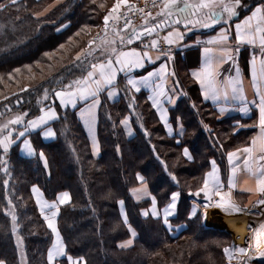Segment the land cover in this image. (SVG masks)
<instances>
[{
    "label": "trees",
    "instance_id": "trees-1",
    "mask_svg": "<svg viewBox=\"0 0 264 264\" xmlns=\"http://www.w3.org/2000/svg\"><path fill=\"white\" fill-rule=\"evenodd\" d=\"M263 2L244 0L240 16ZM115 3L116 0H16L12 4L11 0H0V5H7L0 11V125L23 113H28L27 122L38 117L41 108L55 106L59 112V118L52 123L54 140H43L40 132L26 137L33 143L35 157L21 155L20 137L15 138L7 154L0 148V261L48 264L53 234L33 195L35 185L49 201H57L59 193L70 194L71 201L60 207L58 226L67 254L83 257L87 264H227L223 249L234 243L232 234L206 226L200 210L191 217L192 200L201 197L190 193L203 185L211 161L218 162L226 173L223 152L227 146L221 135H230V148L240 147L249 143L252 131L236 133L234 120H220L217 110L203 103L197 86L181 72L182 85L190 97L179 102L172 116L181 117L186 128L184 137L179 141L169 137L146 96L124 89L119 102L103 100L99 123L102 155L95 159L76 110H63L55 102L53 90L86 74L84 69L91 61L75 59L85 45L68 51L60 50L61 45L66 46L77 34H87L91 40L104 26V17ZM59 50L62 54L48 62V56ZM39 63L51 66V73L32 85L22 78L15 79L19 72H29ZM45 88L49 92L47 100H43ZM203 108L213 115L207 117L201 112ZM128 114L137 131L132 140L121 128ZM241 121L247 125L252 122ZM211 124L221 127L219 132L212 128L210 133L207 127ZM10 127L22 131L24 125ZM184 148L189 149L193 159L183 155ZM41 151L47 158V167L39 156ZM137 173L145 177L161 209L170 202L172 192H180L178 213L169 219L172 229L161 219L143 215L151 202H137L131 195L130 189L140 184ZM9 199L14 208L8 204ZM120 200L124 201V213ZM6 211H14L17 216L16 232L12 231L11 216ZM125 213L127 225L123 222ZM128 225L136 233L134 244L121 248L120 243L132 237ZM183 226L185 229L180 231ZM56 264L69 262L66 257Z\"/></svg>",
    "mask_w": 264,
    "mask_h": 264
},
{
    "label": "snow or ice",
    "instance_id": "snow-or-ice-1",
    "mask_svg": "<svg viewBox=\"0 0 264 264\" xmlns=\"http://www.w3.org/2000/svg\"><path fill=\"white\" fill-rule=\"evenodd\" d=\"M12 4L16 3V0H11ZM128 0H116L114 7L109 11L104 17V35L100 36L97 34V38L90 40L88 42V49L78 53L75 57L77 61H81L83 56L85 60L88 57H92L96 52H99L104 59L97 60V62H91L88 64L87 68L84 69L86 74H83L80 78L72 80L67 83H62L58 90H53L52 95L59 99L60 105L67 108L71 105L72 108H76L79 101L89 102L86 103V107L81 109V117L86 120L89 124L90 130L91 126L94 125L96 120V110L100 106V94L106 89L108 90L109 97L117 95V77L120 72H124L126 79V86H130L135 92H140L142 88H149L152 90V95L149 99L152 100L154 107L160 111V118L164 121L165 126L168 128L169 134L172 133L173 129L171 125L168 124L166 110L160 107L161 98H166L167 102L174 104L175 100L172 95H169V91L175 92V88L168 89L167 79L168 76H175L174 70L168 71L167 63L163 64L158 71L149 72L147 76L141 77L140 79H135L127 74L130 73L135 68H143L144 61L155 62V60L160 59L161 56L166 57L168 60H174V56L169 48L168 51H161L159 48V41L153 39L150 45H146V48H154L157 50V55L153 57L148 51L138 52L135 49L124 51L117 45L132 44L136 40H139L145 33L152 35L157 32V30H162L165 27H172L174 25L183 24L185 29L190 26H199L203 28H209L216 24L224 22V24H229L232 17L239 14L238 10L245 6L244 0H161L159 5L153 0L152 6L158 7L156 16L153 17L152 13L146 12L145 9H135L136 11L143 12L145 17L152 18L153 20L159 19L158 23H154L151 27L148 26V19L144 20V25L142 30H137L132 28L131 34L125 39L124 35H121V31L117 30L114 26L112 32L114 34L113 38L108 36V26L109 20L118 21L120 16L117 15L119 9L122 5H126ZM147 5V0H145ZM7 5H0V11L4 10ZM100 7H104L103 4ZM133 8L135 6H132ZM131 21L126 20L123 31L127 32L130 27ZM236 39L240 44H248L253 47H258L260 50L261 59L257 61L256 56L253 55L251 60V77L252 86L254 89V95L258 99L248 100L243 88V80L240 77L239 71L237 70L236 78H230L228 81L221 83L219 80V62L224 59H231L229 55V50L227 48H222L220 50L219 62L214 57H208L211 49L205 48L206 59L204 66L200 71H194L192 73L193 77L199 82L200 88L204 99H211L213 102L224 99L227 101L229 98L233 100H239L241 103L240 111L245 114L251 111L249 105H254L258 110V122L248 127L258 128V133L251 138V142L248 146L237 148L235 151H230L227 153V159L231 167L230 176L228 178V188L229 191L225 193L223 191L225 185L220 178V170L216 165V161H211L212 170L206 174L203 180V186L197 191L190 193L193 196H200L203 193L204 197L208 201H211L213 196L219 197L217 207L224 208L226 211L241 213L244 208L236 204L232 199V190L237 188L238 177L241 172L246 173L250 178L255 180V188L246 187L242 191L249 193L258 192L264 194V3L256 6L254 10L251 11V15L247 16L242 23H237L235 25ZM79 35V34H77ZM184 34L178 29H173L169 31L168 34L163 37L167 45L171 46L178 43L183 39ZM98 40V43H97ZM229 40L227 33V28L221 30L220 35L214 40H210L208 43L212 44H226ZM96 45L95 48L93 45ZM63 47V45H61ZM19 72V69H16ZM159 79L160 83H156L155 80ZM179 83V81H175ZM186 95V94H185ZM49 99L48 89H44L43 100ZM226 109L224 107L220 108V112L223 113ZM40 111L43 113L35 119H29L25 123V117L28 113H23L17 115L14 119L9 120L6 124L0 125V148L3 149L5 154L8 153L10 147L15 143L16 137H24L22 141L23 150L30 156L36 155V150L33 147L31 141L26 137L31 131L36 129H41L42 126L49 124V121L56 120L59 118L58 113L54 107H49L47 110L41 108ZM128 129L129 134H131V129L129 127L130 121L125 118L121 121ZM23 124L22 131H16L15 128L10 127V125H21ZM207 127V126H205ZM243 127V125H241ZM15 132V137L13 133ZM181 135H183V126L181 125ZM43 135L45 137H54L56 133L50 128L43 130ZM93 147L94 151H99L98 143L93 137ZM223 147V145H221ZM241 154H244L242 165H237L235 162L241 159ZM183 155L189 160L192 159L188 148L183 149ZM40 158L44 161L45 167H47V158L44 153L39 152ZM7 164V161H3ZM165 167H167L165 165ZM4 172L8 173V168L5 167ZM171 175V173H169ZM136 179L140 182V187H133L130 189L131 194L139 201L144 197H149L151 200V215L156 218H161L160 211L157 208V199L152 196L148 191L147 182L145 177L136 174ZM172 180H176L175 176H172ZM7 185L8 181H4ZM33 193L36 194L37 204L40 207L41 214H44L45 209H54L51 215H44V219L48 223V227L56 235V242L48 250L47 261L48 264H56L58 257L67 256L69 264H87V261L83 257H73L67 254L66 245L62 242L59 229L56 223V217L59 215V205L67 204L70 202V194L68 192L59 193L58 200L53 203H49L42 199V193L37 186H33ZM180 197V192L175 191L171 193L170 202L167 203L163 208V222L168 225L169 228V217L175 214V209L177 207V202ZM120 205L123 206L124 201H119ZM251 203V201H250ZM259 204H264V198L258 201ZM8 204L14 208L11 199L8 200ZM207 207V205L205 206ZM247 206H245L246 208ZM6 215L11 216L12 220V231H17V216L14 211H6ZM144 216H148L149 212L144 211ZM197 215V206L194 204L191 210V217ZM206 215V214H205ZM126 225L128 224L127 214H124V221ZM129 231L132 236L135 237L136 233L128 225ZM255 231L256 241L255 247L253 248H229L225 247L223 250L227 254L229 264L235 258L234 253H239L241 257L245 259L241 261V264H250L254 257L264 258V225H261L259 231ZM19 242V237H18ZM132 244V240L120 244L121 248L129 247ZM251 253V254H250ZM0 264H4L0 261Z\"/></svg>",
    "mask_w": 264,
    "mask_h": 264
},
{
    "label": "crops",
    "instance_id": "crops-1",
    "mask_svg": "<svg viewBox=\"0 0 264 264\" xmlns=\"http://www.w3.org/2000/svg\"><path fill=\"white\" fill-rule=\"evenodd\" d=\"M128 2H129V0H128ZM260 4H262V3H260ZM260 4L255 5L253 8H251V10L247 14H245L243 16H240L241 9H239L238 10L239 14L237 16H235V17H232L231 22L229 24H224V22L221 21V23L216 24V25H214L212 27H209V28H203V27H199V26H195V27L190 26L188 29H185L183 24H180V25H174L172 27H169L165 31H163L162 33L151 37V39H155V40L162 39L164 41L163 37H165L168 34V32L172 31L173 29H178L180 32H182L184 34L182 40H180L176 44L171 45L174 48V50H175V53L172 54L174 56V58H175L174 60H168L166 57H163V56H161L160 59L155 60L154 63L145 60L143 68H135L130 73L127 74L128 76H130L132 78L140 79L141 77L147 76V74L149 72L158 71L160 69V67L163 64H165V63H167V65H168V71L169 72H171L172 70L175 71V73H176L175 76H171V75L168 76L167 85H166V87L168 89L175 88L176 91L174 93L169 91V95L173 96V99L175 100V103L174 104H170V103L167 102L166 98H161V104H160V107L162 109L166 110L168 124L171 125V127L173 129L171 134H169L168 128L165 126L164 121L161 120V118H160V111H158V109L153 106L152 100L149 99V97L153 94L152 90L149 89V88H142L140 92H135V90L131 89L130 86H126L127 77H126L124 72H120L118 74V77H117V82H116L117 83V89L116 90L118 92L117 95L109 97L107 89L100 94L101 103H100V106L98 107V109L96 110V120H95L94 125L91 126V130H90L89 124L86 122V120L84 118L81 117V114H80L81 113V109H84L86 107V103H89L90 101L89 102L79 101L77 103L76 108H72L71 105H69L67 108L61 106L60 102H59V99L56 98V97H55V100H56L55 102H57L63 110H66V109L76 110V114H77L78 120L80 121V123L83 126V129H84V131L86 133V136H87V139H88V142H89V146H90V149H91V154H92V156L95 159H99L101 157V155H102V146H101V142H100V138H99V123H100V109H101V106L103 104V100H106V101H108L111 104H115V103L119 102L121 100V98H122L124 89H127V90H129V92H132L134 94L143 93L146 96V98H147L148 102L150 103L151 107L154 109V111H155L160 123L164 126L167 135L169 137H171V138H177L178 141H179L181 138L184 137L186 128L183 125V122H182V119H181L180 116H178L177 118L173 119L172 110L177 108L179 102L182 99L190 97L189 91L187 89H185L183 87V85H182L181 72H184L185 75L188 78V81L197 86L199 95H200L201 100L203 101V103H205L206 105H210V106L214 107L217 110V114H218L220 120H226V119L234 120V124H237V126H238V129H237L236 133H238L240 131H243V132L252 131V133L250 135V138H249V143L247 145L240 146V148L248 146L250 144V142H251V138L253 136H255L258 133L259 130H258V128L248 127V125L245 122L241 121V120H251L252 122L249 123V125L257 123L259 114H258V110L256 109V107L254 105L250 104L249 107L251 108V111L249 113L245 114L244 112L239 110L240 107L242 106L239 100H233V99L229 98L227 101H225L224 99H220L219 101L213 102L211 99H207V100L204 99L203 94H202V90L200 88V84L193 77L192 73L194 71H200L201 68L204 66L205 59H206V54H205V51H204L205 48L211 49V52L208 54V57H214L217 60V62H219L220 50L222 48H227L229 50V55L231 56V59H224L222 62H219V68H218L219 80L221 81V83H224V82L228 81L230 78H233V79L236 78L237 70H238L239 74H240V77L243 80V88H244L245 94L248 97V100L251 101L253 99H258V97H256L254 95V89H253V86H252L251 60H252L253 55L256 56L257 61H259L262 58L261 55H260V50H259L258 47H253V46L248 45V44H240L237 41V39H236L235 25L237 23H242L243 20L247 16L251 15V11L254 10V8L256 6H259ZM122 6H124V5H122ZM155 16H156V14L153 15V17H155ZM159 19L160 18H157L156 20H153L152 18H148V26H152L154 23H158ZM143 25H144V22L139 24V25L134 26V28H136L137 30H142ZM132 28L133 27L127 29V32H125L123 30H120L121 31V35H124L125 39H126L128 37V35L131 34ZM224 28H227V33H228V36H229V40L226 42V44H219V43L212 44V43H208L210 40H214L215 38H217L220 35L221 30L224 29ZM113 37H114V34L111 31L110 34H109V38H113ZM117 46L119 48H121L122 50H124V51H129V50H132V49H135L138 52L148 51V50H146L144 48L143 44L142 45L138 44V45H135V46H129V45H125V44L124 45H120L118 43ZM148 52L153 57H155L157 55V52H152V51H148ZM83 58L84 57L82 56L81 59H83ZM91 59H93L95 62H97L98 59L102 61L104 59V57L101 56L99 54V52H96L91 57ZM177 80L179 81V83H175V81H177ZM155 82L158 84V83H160V80L156 79ZM121 84H123V86H121ZM193 105H194V103H193ZM221 107H224L226 109L223 113L220 112V108ZM54 108L56 109V112L58 113V116H59V112L57 111V108L55 106H54ZM47 109L48 108H46L45 110H47ZM42 114L43 113H41L40 115H42ZM125 118H128L129 121H130L129 127L131 129V134H129L128 129H126L125 125L122 124V123H121V128L123 130V133H124L125 137L128 140H132V139H134L136 137L137 131H136L135 127H134L132 116L130 114H128L125 117H123V119H125ZM56 120L49 121L48 125L42 126L41 129H37L36 131L33 130L30 133L40 132L43 140H45L47 142L48 141H52V140H54L56 138V135L54 137H45L43 135V130L48 128V127H50L55 132L54 127H52V123L54 121H56ZM181 125L183 126V135L180 134L181 133ZM241 125H243V127H241ZM207 130L210 133L213 132V129L211 127H207ZM93 137L95 138V141L98 143V146H99V151L98 152L94 151ZM20 138H22V137H20ZM32 145H33V143H32ZM21 149L23 150V143L20 144V151H21V155L24 156V157L31 158V157H35L37 155L36 154V155L30 156L26 152H24V150L22 151ZM189 153H190V151H189ZM223 153L225 155L226 164H227L226 173H223L220 165L217 162H216V165H217V167L220 170V178H221L222 182L225 185L223 191L225 193H227L229 191L228 178L230 176V171H231L232 165L229 164L228 159H227V153L228 152L224 151ZM243 158H244V154H241V159L237 160L235 163L237 165H242ZM211 170H212V165H211V168H210L209 171H211ZM245 179L246 180L247 179L248 180L249 179L252 180L253 181V185H251L250 187L255 188V186H256L255 185V180L250 178L246 173L241 172L239 174V177H238L237 188L232 190V199L236 203L237 202V197L243 198L246 203H244L245 205L242 208H244V211L246 210V211H249L250 213H252L253 210H255L257 208L261 209L262 206L264 205V204H259L258 203V201L261 199V197L264 194H260L258 192L249 193V192H246V191H242V189L244 188L242 186V182ZM135 187H140V184L136 185ZM147 187H148V191L150 192V194L152 196H154L151 193V190H150L148 185H147ZM33 195H34V193H33ZM43 195H44V193H43ZM34 197H35V195H34ZM44 197H45V195H44ZM132 197L137 202L150 200L149 197H144L143 199L138 201L133 195H132ZM199 197H201V199H194V204L196 206H197V204H199L203 209L207 205V208H206L205 212H203V216H204V219L206 221V223H205L206 226L211 227V228H217V229L226 230L227 232L232 234L234 243H235L236 246H238V244L240 243L239 242V238L232 231L229 230L228 223L226 221L227 214L222 209H220L219 207L216 206L218 201H219V197L213 196L211 201H208L207 198L204 197L203 193H201V195ZM35 200H36V198H35ZM250 201H251V203H250ZM150 202H151V200H150ZM237 204H239V203L237 202ZM62 205H64V204H62ZM62 205H59V213H60V207ZM178 205H179V199H178V202H177V207L175 209V214L173 216H170L169 219L173 218V217H175L177 215V213H178ZM239 206H241V205H239ZM245 206H247V207L245 208ZM157 208H158V210L160 211V214H161V218H159V219L163 220L162 219L163 209H161L159 207L158 201H157ZM39 209H40V207H39ZM198 209L199 208L197 207V211H198ZM47 211H48V209H47ZM148 212H149V216L150 217L158 219V218H156V217L151 215V204H150V207L148 209ZM213 215H215V217ZM58 218H59V215H58ZM221 218H223L226 221V225H227L228 228L225 227V226H222V225L220 226L218 224V222L221 221ZM207 222H211V223H213V225H207ZM46 223H47V221H46ZM57 223H58V221H57ZM47 226H48V224H47ZM168 228H169V226H168ZM58 229H59V226H58ZM169 229H172V228L170 227ZM184 229H185V226L179 227L180 231L184 230ZM60 235H62V234H60ZM62 238H63V236H62ZM134 239H135V237L132 236L131 237L132 243H133ZM55 242H56V238L54 236L53 244ZM63 242H64V239H63ZM64 244H65V242H64ZM66 257L67 256L58 257L56 262L61 260V259H63V258H66ZM227 259H228V257H227ZM235 259H237V257L234 258L231 261V264H237ZM227 264H229V260L227 261Z\"/></svg>",
    "mask_w": 264,
    "mask_h": 264
},
{
    "label": "rangeland",
    "instance_id": "rangeland-1",
    "mask_svg": "<svg viewBox=\"0 0 264 264\" xmlns=\"http://www.w3.org/2000/svg\"><path fill=\"white\" fill-rule=\"evenodd\" d=\"M131 1H138V0H129V2H131ZM121 8H122V6H121ZM120 8V9H121ZM119 9V10H120ZM99 31L100 30H98L90 39L91 40H93L94 38H97V34L99 33ZM111 32V31H110ZM110 32H108V36H109V34H110ZM90 40H89V36L87 35V34H85V35H82V34H79V35H77L76 37H74L73 39H71V41L66 45V46H63V47H61V49L60 50H65V51H68L71 47H73V48H76V47H79V46H81V45H85L86 47L84 48V49H81L78 53H80V52H82V51H84V50H86V49H88V42H89ZM97 43H98V40H97ZM96 45L94 44L93 45V47H95ZM58 51V53H53L52 55H50V56H48V62L50 61V60H52V59H54V56L56 55V54H59V55H61L62 54V51ZM77 55V54H76ZM76 57V56H75ZM89 59L91 60V61H89ZM88 61L89 62H87V63H91V62H95L94 60H92L91 59V57H88ZM58 65H60V64H58ZM45 69L47 72H40V70L39 69ZM49 73H51V66H48L47 64L45 65V64H43V63H39L37 66H35V67H33V68H30L29 69V72L27 71V72H24V71H21V72H19V77H15V79H17L18 80V78H19V80H21V78L23 79V80H25L24 82H26L27 81V83H28V85H32L33 83H35L36 81H39V80H41V79H43L47 74H49ZM7 86H9V85H7ZM9 88H11L10 86H9ZM13 89H15V88H13ZM56 101V100H55ZM201 112L202 113H205V115L208 117V116H212L213 114H212V112L211 111H209V110H207L206 108H203L202 110H201ZM26 123V122H25ZM211 126V128H214V129H217L218 130V132H219V128H221V127H216L215 125H213V124H211L210 125ZM222 128H225V126L223 125L222 126ZM37 130V129H36ZM35 130V131H36ZM14 134V133H13ZM229 137H230V135L228 134V135H221V139H222V141L226 144V146L227 147H225L226 149H227V152H230V151H235L237 148H240V147H233L232 146V148H230L231 147V142H229ZM25 139V138H24ZM23 139V137L22 138H19V141H20V144L22 143V141L24 140ZM28 139V138H27ZM18 141V142H19ZM22 150V149H21ZM23 151V150H22ZM25 152V151H24ZM193 159V158H192ZM218 163V162H217ZM219 164V163H218ZM208 173V172H207ZM206 173V174H207ZM141 175V174H140ZM143 176V175H142ZM205 177H206V175H205ZM137 182L139 183V181L137 180ZM203 185H201L199 188H201ZM38 187V186H37ZM39 188V190H40V192L43 194V192H42V190H41V188L40 187H38ZM198 188V189H199ZM34 195H35V198H36V200H37V197H36V194L34 193ZM261 198H264V195L261 197ZM42 199L43 200H46V201H48L49 203H53V202H55V201H49V200H47L45 197H44V195H42ZM70 201H71V199H70ZM237 202L239 203L238 205H241V207H244V203H246L245 202V200L243 199V198H241V197H237ZM237 202H236V204H237ZM192 203H193V205H194V200H192ZM197 204V203H196ZM39 206V205H38ZM197 207L200 209V211L202 212V215H203V212H205V210H206V208L207 207H205L204 209L199 205V204H197ZM201 207V208H200ZM120 209H121V211H122V213H124V204H123V206H121L120 205ZM198 209V210H199ZM52 211H54V209H48V211H47V209H45V212H44V214L42 215V216H44V215H51V212ZM264 205L262 206V208L260 209V208H257V209H255V210H253V212H252V215L254 216V218L253 219H251V222H250V225H249V227H248V229H249V231L250 232H252V231H254V229L256 228V227H258V225L261 223V221H262V219H263V217H264ZM214 217H215V215H213ZM203 222H204V224L206 223V221H205V219H204V216H203ZM57 221H58V216L56 217V223H57ZM209 223V224H208ZM48 224V223H47ZM218 224L221 226H225V227H227V225H226V221L223 219V218H221V221H219L218 222ZM206 225V224H205ZM207 225H213V223H211V222H207ZM57 227H58V223H57ZM172 228V227H171ZM228 228V227H227ZM52 231V230H51ZM59 232H60V230H59ZM52 234H53V238H54V236H55V238H56V235H55V233H53L52 232ZM61 234V233H60ZM61 236V239H62V242H63V238H62V235H60ZM64 243V242H63ZM122 243H124V242H122ZM122 243H120V244H122ZM133 244H134V241H133V243L131 244V246H133ZM131 246H129V247H125V248H130ZM239 247H244V248H253L254 246H252V245H250L249 244V242L247 241V243H239L238 244V246H236L235 245V243H232L231 245H229V248H239ZM251 254V253H250ZM234 257L236 258L237 257V259H235L236 260V262H237V264H241V261L242 260H244L245 258L244 257H241L240 256V254L239 253H234ZM256 259H258L259 261L257 262L256 261ZM253 262H256V264H264V258H260V257H256V258H254V260H252L251 262H250V264H253Z\"/></svg>",
    "mask_w": 264,
    "mask_h": 264
},
{
    "label": "built area",
    "instance_id": "built-area-1",
    "mask_svg": "<svg viewBox=\"0 0 264 264\" xmlns=\"http://www.w3.org/2000/svg\"><path fill=\"white\" fill-rule=\"evenodd\" d=\"M155 2L157 5H159L161 3V0H155ZM152 4H153V0H147V5L145 3V0L128 2L126 5L122 6V8L117 13V15L120 16V19L118 21H114L111 19L109 20L108 32L112 31V28L114 26L117 28V30H123L126 20L131 21V25L129 28L143 23L144 20L148 19L149 17H145V14L143 12L136 11L135 9L143 8V9H145L146 12L150 11L152 13V15H155L157 13V11H159V8L158 7L154 8L152 6ZM132 6H135V7L133 8ZM103 29H104V26L100 29V31L98 33L100 36L104 35ZM152 40L153 39H151V38H148L146 40H143L140 38L139 40H136L132 44L125 43V45L135 46L138 44H141V45L143 44V46L146 50L152 51V52H157V50L154 48H146L145 47L146 45H150ZM157 41H159V48L161 51H168L170 48L171 53L172 54L175 53L174 48L172 46L167 45V43L164 42L162 39H157Z\"/></svg>",
    "mask_w": 264,
    "mask_h": 264
},
{
    "label": "bare ground",
    "instance_id": "bare-ground-1",
    "mask_svg": "<svg viewBox=\"0 0 264 264\" xmlns=\"http://www.w3.org/2000/svg\"><path fill=\"white\" fill-rule=\"evenodd\" d=\"M251 185H253V181L250 179L249 180L245 179L242 182V186L244 188L250 187ZM219 208L222 209L227 214L226 221L228 223L229 230L232 231L239 238V242L247 243L248 241L250 245L255 247V241H256L255 231L250 232L248 229L251 219L254 218L252 213L246 210L241 213H236V212L226 211L224 208L221 207ZM261 225H264V217L261 223L258 225V227H256L254 230L259 231L261 229ZM254 258L252 260H254ZM256 261L258 262L259 260L256 259ZM253 264H256V262H253Z\"/></svg>",
    "mask_w": 264,
    "mask_h": 264
},
{
    "label": "water",
    "instance_id": "water-1",
    "mask_svg": "<svg viewBox=\"0 0 264 264\" xmlns=\"http://www.w3.org/2000/svg\"><path fill=\"white\" fill-rule=\"evenodd\" d=\"M149 27H151V26H149ZM167 28H169V27H165V28L162 29V30H157V32L153 33L152 35H148L147 33H145V34L141 37V39H148V38H150V37H153V36H155V35H158V34L162 33L163 31H165Z\"/></svg>",
    "mask_w": 264,
    "mask_h": 264
}]
</instances>
